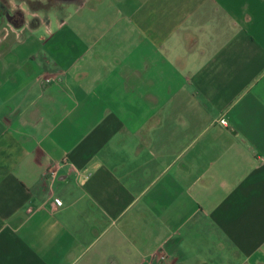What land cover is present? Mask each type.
<instances>
[{"label":"crops","instance_id":"crops-1","mask_svg":"<svg viewBox=\"0 0 264 264\" xmlns=\"http://www.w3.org/2000/svg\"><path fill=\"white\" fill-rule=\"evenodd\" d=\"M0 264H264V0H0Z\"/></svg>","mask_w":264,"mask_h":264},{"label":"built area","instance_id":"built-area-1","mask_svg":"<svg viewBox=\"0 0 264 264\" xmlns=\"http://www.w3.org/2000/svg\"><path fill=\"white\" fill-rule=\"evenodd\" d=\"M216 123L223 125V126H227V119L224 116H219L216 121ZM53 177H54V172L52 173ZM59 206L61 205L60 203H57ZM32 209L28 208V211L30 212Z\"/></svg>","mask_w":264,"mask_h":264}]
</instances>
